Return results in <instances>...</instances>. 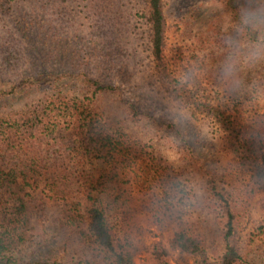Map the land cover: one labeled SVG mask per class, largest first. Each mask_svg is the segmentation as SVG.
I'll return each instance as SVG.
<instances>
[{
    "label": "trees",
    "instance_id": "1",
    "mask_svg": "<svg viewBox=\"0 0 264 264\" xmlns=\"http://www.w3.org/2000/svg\"><path fill=\"white\" fill-rule=\"evenodd\" d=\"M20 2L0 0V16L22 25L19 12L25 9ZM60 2L69 9L80 6L84 13H91L93 21L94 13L111 7V27L101 20L94 28L99 53L108 59L99 65L85 60L87 72L81 74L42 70L18 80L8 91H0V100L25 90L47 92L27 109L0 115V264H134L133 240L141 217L169 226L172 249L203 257L192 264H264V213L243 226L238 219L237 188L220 187L217 176L210 173L206 175V202L222 221L220 250L213 260L203 256L205 240L195 234L182 212L188 202L187 185L152 143L168 141L183 160L192 157L191 146L178 130L158 119L152 105L124 98L119 86L103 81L104 70L123 66L128 55L125 43L119 40L131 24L127 9L120 11L125 5L120 0ZM162 2L140 0L145 41L159 87L178 109L218 132L232 156L233 170L246 182L243 192L264 194V115H257L264 101H256L246 92L226 94L210 80L209 71L190 87L180 86L176 77L199 63L193 54L189 56L188 47L179 42L168 44ZM221 6L231 22L238 7L235 1L222 0ZM207 30L209 35L203 38L201 34L198 42L215 39L217 49L222 32ZM19 56L18 50L8 52L1 45V68L19 71L14 62ZM78 57L74 55L72 61L78 62ZM16 65L17 70L13 69ZM248 75L245 79L251 82ZM71 79L82 80L86 94L68 91ZM107 96L121 100L143 137H132L123 127L111 124L106 111L98 106ZM260 202L264 209V198ZM53 209L56 219L50 217ZM47 232H56L64 245L77 236L84 258L64 262L59 253L45 254ZM150 259L153 264H169L167 249L153 244Z\"/></svg>",
    "mask_w": 264,
    "mask_h": 264
},
{
    "label": "rangeland",
    "instance_id": "2",
    "mask_svg": "<svg viewBox=\"0 0 264 264\" xmlns=\"http://www.w3.org/2000/svg\"><path fill=\"white\" fill-rule=\"evenodd\" d=\"M120 1L125 5L120 11L126 8L125 14L129 20L131 19L128 31L122 37L119 36V40L122 39L125 43L128 55L123 60V66L115 67L111 72L104 70L103 81L119 86L124 98L135 101L142 99L152 105L158 119L178 130L191 146L192 157L183 160L177 149L172 147L174 145L168 141L156 140L152 143L167 158L171 166L179 171L187 185L188 202L182 207V212L189 219L195 234L205 240L206 248L205 253H202L203 256L213 260L220 250L222 221L206 202L207 173L217 176L216 180L220 187L226 190L237 188L240 197L235 192L234 194L238 201V219L242 221L243 226L249 221L262 217L264 209L260 200L264 198V194L252 196L244 193L243 186L246 182L233 170L232 156L218 132L208 127L207 122L200 121L183 109H178L166 98L163 89L159 87L161 84L155 78V62L150 56L145 41L146 27L140 15V0ZM234 1L237 7V0ZM20 3L21 9H25L19 12L22 25H18L6 15L0 16V46H7L8 52L16 49L20 55L14 59V62L20 66L19 71L14 73L11 69L3 70L0 66V91H8L18 80L42 70H61L69 74H81L87 72L85 60H91L94 65H99L102 60L108 59L103 52L99 53L97 47L99 35L95 29L101 20L111 27V7L102 12L97 11L99 14L94 13L93 21L91 13H84L80 6L75 10L66 8L60 0H34V3L33 0H21ZM221 4L222 0H163L162 2L168 44L179 42L188 47L189 56L193 54L199 66L205 69L204 72H212L208 76L211 81L216 82L214 65L219 62L220 54L213 46L215 39L210 38L203 44L198 41L201 34L203 38L204 34L209 35L207 29L215 28V32H223L229 26L228 14L225 15ZM16 10L19 8L17 7ZM25 24L28 25L23 30L22 26ZM101 26L105 27V25ZM108 50L111 56V48ZM77 54L80 60L73 62V57ZM16 56L17 54H14V57ZM13 69L17 70V65ZM91 74L94 76V72ZM247 79L264 80V69L249 72ZM68 81V91L79 95L86 94L88 89L82 80ZM208 87L213 89L211 85ZM46 93L45 90H25L0 100V115L14 114L27 109L35 100L46 96ZM98 106L106 111L112 125L123 127L132 137H143L137 125L129 120L124 104L116 96H107L98 103ZM257 115H264V107L258 109ZM51 212L50 217L56 219L57 211L53 209ZM54 224L55 222L52 223L53 226ZM172 233L166 223H152L145 217L139 218L133 240V263L153 264L150 250L156 243L162 244L167 249L169 264H192L196 260L203 259L201 256L188 255L172 249L170 245ZM77 239V236H72L64 245L63 238L57 236L56 232H47L48 243L45 244V254L51 256L50 253H59L64 262L71 260V257L82 259L85 253H82V245Z\"/></svg>",
    "mask_w": 264,
    "mask_h": 264
},
{
    "label": "clouds",
    "instance_id": "3",
    "mask_svg": "<svg viewBox=\"0 0 264 264\" xmlns=\"http://www.w3.org/2000/svg\"><path fill=\"white\" fill-rule=\"evenodd\" d=\"M229 26L218 36L220 59L214 72L221 89L229 95L248 93L264 101V80L248 82L245 74L264 69V0H237ZM205 69L189 67L176 79L190 87Z\"/></svg>",
    "mask_w": 264,
    "mask_h": 264
}]
</instances>
